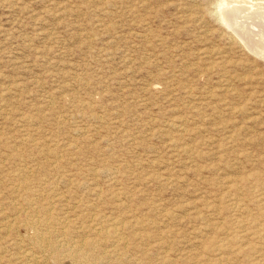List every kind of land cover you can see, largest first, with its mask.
Returning a JSON list of instances; mask_svg holds the SVG:
<instances>
[{"label": "rangeland", "instance_id": "obj_1", "mask_svg": "<svg viewBox=\"0 0 264 264\" xmlns=\"http://www.w3.org/2000/svg\"><path fill=\"white\" fill-rule=\"evenodd\" d=\"M216 2L217 0H0V167H2L0 168V227L2 226L0 228V264H77L68 255L66 246L60 245L59 241L66 239L80 243L90 238H95L97 242L91 247H84L90 254L87 264H142V262L143 264H204V260L210 261V263L206 261L205 264H214L215 260V264L218 261V264H223V262L224 264H264V256H261L264 255V247H262L264 246V232L262 231L264 230V194H262L264 193V59L250 53L218 20ZM45 106L46 108H44ZM90 117L92 121H89ZM27 118L32 120L29 119V121L31 120L29 122ZM74 118L76 120H73ZM198 125L200 127H197ZM77 128L78 130H76ZM195 129L200 131L197 130V132ZM235 130L240 133L237 134ZM140 132L142 135L139 134ZM225 133L227 134L225 135ZM28 135H33V137L30 139ZM18 136L19 139L16 138ZM235 136L237 138L242 136L239 143V139ZM41 137L44 138V141ZM203 138L205 139L203 140ZM211 138L213 143L210 141ZM6 139L9 140V143ZM51 140L54 142L51 143ZM62 140L66 142L62 143ZM219 140L224 145L223 148H219L221 147ZM232 141L233 143H231ZM224 142L226 143L224 144ZM113 147L114 150H112ZM169 147L172 149L169 150ZM242 147L243 151L239 149ZM60 148H62L61 151ZM195 148H197V152ZM19 151L22 152L21 155ZM69 152L70 154H68ZM219 152L223 155L222 158ZM197 153L199 156L201 155V160ZM230 156L231 161L229 160ZM97 158L98 160H96ZM190 158L192 159L190 160ZM11 159L12 161H10ZM260 159L262 160L260 161ZM84 161L86 164L83 163ZM100 161L102 162L100 163ZM57 164L60 169L56 168ZM101 164L103 167L109 164L108 168L106 167L108 170H104L105 168H102ZM222 164L223 166H221ZM66 166L69 168L68 170L72 171L69 172L70 176L67 174ZM255 168L256 170H254ZM4 173L5 175H2ZM247 173L250 174V177ZM111 175L113 178H110ZM148 175L153 178L151 179ZM13 176L16 177L13 178ZM156 177L161 178V182L159 179L154 180L157 179ZM147 178H150L149 181ZM203 178L210 181L208 183L206 180L202 181ZM255 181L257 182L255 183ZM252 182L254 183L252 184ZM229 183H232L231 186ZM79 185H83V188ZM235 186L237 188H234ZM247 186H249V190ZM44 187L45 189H43ZM227 188L228 190H226ZM251 188L252 191H250ZM255 189H258L259 192ZM131 191L133 192L131 193ZM227 192L229 193L226 194ZM245 192L247 193L245 194ZM96 195L97 197H95ZM217 195L219 196L217 197ZM50 196L52 197L50 198ZM68 196L71 199L74 197L73 200ZM99 197H103V199ZM205 198H207L206 201ZM250 198L255 203L251 202ZM151 199L154 202L157 201L155 202L156 206ZM226 201L228 202L225 203ZM104 202H107L108 206ZM188 203L191 208L188 207ZM89 204L92 209L88 208ZM142 205L146 207L143 208ZM247 205L251 206V209L246 208ZM201 206L208 208L203 209ZM258 207L263 211L262 213ZM83 208L85 210H82ZM111 208L115 212H112ZM173 209L176 210L173 211ZM79 210H82L83 213L81 211L80 214ZM193 210L195 211L193 212ZM142 211L143 214H141ZM61 212L63 213L60 214ZM144 214L147 215H145L147 218ZM161 214L163 215L161 216ZM196 214L197 216H195ZM151 215L154 222H152ZM249 215L251 216L249 217ZM81 216H85V218ZM127 217L128 219H126ZM98 218L101 219L98 220ZM172 219L175 221L172 222ZM80 220H84L82 221L84 224ZM34 221L37 223L33 224ZM202 221L205 224L201 223ZM134 222L137 225L133 224ZM193 224L198 228L195 229ZM112 225L117 228L118 235L107 237L106 234L101 233L103 228H113ZM222 225L225 227H223L224 229L221 227ZM261 225L262 227H260ZM218 227L221 228L217 229ZM190 229H193L192 232ZM130 230H133L135 234ZM129 235L132 237L134 235L135 239ZM38 236L42 238L40 244L36 240ZM217 236H219V240ZM118 237L121 238L119 239L120 243L116 242ZM140 239H142L141 243ZM225 239L227 240L224 241ZM156 243H159L158 247ZM222 243L224 247L221 245ZM166 244L168 245L166 246ZM172 244L178 246L173 247ZM193 245H196L195 248ZM215 245L219 246H217L218 250L217 247H214ZM190 248L192 249L190 250ZM219 250L222 255L218 253ZM25 252L28 254L26 255ZM179 253L183 254L181 255V257L184 256L183 259L178 258ZM195 254L199 255L195 256Z\"/></svg>", "mask_w": 264, "mask_h": 264}, {"label": "bare ground", "instance_id": "obj_2", "mask_svg": "<svg viewBox=\"0 0 264 264\" xmlns=\"http://www.w3.org/2000/svg\"><path fill=\"white\" fill-rule=\"evenodd\" d=\"M190 3V2H189ZM194 4V3H193ZM190 5V4H189ZM187 7V6H186ZM194 10V9H193ZM189 11V10H188ZM215 11V10H214ZM185 12V11H184ZM205 12H206V9H205ZM204 12V13H205ZM216 12H217V15H218V20L220 21V22H222L223 23V25L226 27V28H228L229 29V31H230V33H231V35L232 36H234V37H236L237 38V40L238 41H240L241 43H242V45L250 52V53H253L254 55H256V56H259V57H261V59H262V57H263V59H264V0H254V1H252V0H217V2H216ZM187 13V12H186ZM209 13H210V11H209ZM215 13V12H214ZM185 15V14H184ZM187 18V17H186ZM228 32V31H227ZM146 35V34H145ZM231 35L229 34V36L231 37ZM144 38H146V37H144ZM233 39V38H232ZM254 57V56H253ZM259 57H257V58H259ZM165 73V72H164ZM163 74V73H162ZM168 74V73H167ZM181 85V84H180ZM69 86V85H68ZM17 88V87H16ZM188 88V87H187ZM44 89V88H43ZM186 89V88H185ZM3 91H5V90H3ZM70 91V90H69ZM43 92H45L44 90H43ZM189 93V92H188ZM193 93V92H192ZM4 94V93H3ZM187 94V93H186ZM193 94H195V93H193ZM190 96V95H189ZM194 96V95H193ZM70 97V96H69ZM3 98V97H2ZM188 98V97H187ZM76 99V98H75ZM47 100V99H46ZM45 100V101H46ZM41 101H43V100H41ZM72 101V100H71ZM83 101V100H82ZM93 101V100H92ZM2 102H3V99H2ZM84 102V101H83ZM188 102H189V99H188ZM52 103V102H51ZM59 103V102H58ZM70 103V102H69ZM41 104V103H40ZM39 104V105H40ZM53 104V103H52ZM61 104V103H60ZM66 104V103H65ZM72 104V103H71ZM89 104V103H88ZM45 105H46V103H45ZM59 105V104H58ZM74 105V104H73ZM90 105V104H89ZM226 105V104H225ZM25 106H27V105H25ZM30 106H31V104H30ZM65 106H68V105H65ZM228 106V105H227ZM230 106V105H229ZM228 106V107H229ZM27 107H29V106H27ZM26 107V108H27ZM64 107V106H63ZM78 107V106H77ZM76 107V108H77ZM83 107H85V106H83ZM40 108V107H39ZM44 108H46V106L44 107ZM43 108V109H44ZM55 108H56V106H55ZM69 108V107H68ZM72 108V107H71ZM0 109H1V107H0ZM28 109V108H27ZM42 109V108H41ZM41 109H40V111H41ZM78 109V108H77ZM84 109V108H83ZM87 109V108H86ZM90 109V108H89ZM224 109V108H223ZM29 110H31V109H29ZM37 110H38V107H37ZM49 110V109H48ZM65 110V109H64ZM1 111V110H0ZM4 111H6V110H4ZM3 111V112H4ZM28 111V110H27ZM51 111H52V108H51ZM88 111V110H87ZM86 111V113H88ZM106 111V110H105ZM34 112V111H33ZM32 112V113H33ZM37 112V111H36ZM42 112V111H41ZM46 112H47V110H46ZM83 112V111H82ZM91 112V111H90ZM224 112V111H223ZM30 111H29V115H30ZM40 113V112H39ZM38 113V114H39ZM52 113H54L53 111H52ZM60 113V112H59ZM74 113H75V111H74ZM79 113V112H78ZM80 113H81V110H80ZM85 113V114H86ZM102 113V112H101ZM103 113H105V112H103ZM226 113H227V110H226ZM234 113V112H233ZM106 115H107V113H105ZM222 114V113H221ZM2 115V114H1ZM28 115V114H27ZM32 115V114H31ZM43 115V114H42ZM56 115V114H55ZM218 115H220V113H218ZM217 115V116H218ZM227 115H228V113H227ZM230 115V114H229ZM232 115V114H231ZM33 116V115H32ZM60 116V115H59ZM74 116V115H73ZM86 116V115H85ZM224 116V115H223ZM3 117V116H2ZM27 117V116H26ZM34 117V116H33ZM32 117V118H33ZM37 116L35 115V118H36ZM44 117V116H43ZM42 117V118H43ZM88 117V116H87ZM231 117V116H230ZM19 118V117H18ZM20 118H21V116H20ZM60 118V117H59ZM79 118V117H78ZM81 118V117H80ZM107 118H108V116H107ZM180 118H182V117H180ZM194 118V117H193ZM221 118H224V117H221ZM227 118V117H226ZM232 118V117H231ZM2 119V118H1ZM23 119H25V118H23ZM28 119V118H27ZM29 119H31V118H29ZM29 119H28V121H29ZM82 119V118H81ZM86 119V118H85ZM92 119H93V117H92ZM32 120V119H31ZM30 120V121H31ZM34 120V119H33ZM36 120V119H35ZM73 120H76L75 118L73 119ZM87 120H88V118H87ZM91 120V117H90V119H89V121ZM99 120V119H98ZM192 120V119H191ZM224 121L226 120V119H223ZM230 120V119H229ZM29 121V122H30ZM62 121V120H61ZM92 121V120H91ZM94 121H96V120H94ZM107 121V120H106ZM167 121V120H166ZM170 121V120H169ZM180 121V120H179ZM188 121V120H187ZM189 121H190V119H189ZM58 122V121H57ZM64 122V121H63ZM98 122V121H97ZM150 122V121H149ZM176 122V121H175ZM195 122V121H194ZM232 122V121H231ZM236 122V121H235ZM19 123V122H18ZM25 123H26V120H25ZM58 123H60V122H58ZM96 123V122H95ZM151 123V122H150ZM170 123V122H169ZM172 123V122H171ZM181 123V122H180ZM184 123V122H183ZM191 123H192V121H191ZM190 123V124H191ZM223 123V122H222ZM234 123V122H233ZM29 124V123H28ZM101 124V123H100ZM104 124V123H103ZM149 124V123H148ZM165 124V123H164ZM174 124V123H173ZM188 124V123H187ZM193 124V123H192ZM194 124H196V123H194ZM215 124V123H214ZM223 124H225V123H223ZM5 125V124H4ZM30 125H32V124H30ZM86 125V124H85ZM102 125V124H101ZM181 125V124H180ZM228 125V124H227ZM230 125V124H229ZM245 125V124H244ZM17 126V125H16ZM22 126H24V125H22ZM48 126V125H47ZM49 126H51V125H49ZM174 126V125H173ZM177 126H178V124H177ZM194 126V125H193ZM220 126V125H219ZM218 126V127H219ZM222 126V125H221ZM225 126V125H224ZM19 127H20V125H19ZM18 127V128H19ZM33 127V126H32ZM35 127V126H34ZM33 127V128H34ZM46 127V126H45ZM52 127V126H51ZM86 127V126H85ZM89 127H92V126H90L89 125ZM163 127H165V126H163ZM168 128H169V126H167ZM190 127H192L191 125H190ZM197 127H200L199 125L197 126ZM230 127V126H229ZM234 127V126H233ZM248 127V126H247ZM36 128V127H35ZM53 128V127H52ZM79 128V127H78ZM78 128L76 129V130H78ZM173 128V127H172ZM195 128V127H194ZM220 128V127H219ZM232 128V127H231ZM246 128V127H245ZM4 129V128H3ZM22 129V128H21ZM38 130H39V128H37ZM41 129V128H40ZM54 129V128H53ZM166 129V128H165ZM164 129V130H165ZM185 129H187V128H185ZM244 128H242V130H243ZM247 129V128H246ZM16 130H18L17 129V127H16ZM47 130V129H46ZM56 130V129H55ZM81 130V129H80ZM98 130V129H97ZM172 130V129H171ZM192 130V129H191ZM196 131L198 130V129H195ZM194 130V131H195ZM234 130V129H233ZM241 130V129H240ZM36 131V130H35ZM42 131V130H41ZM53 131V130H52ZM59 131H61V130H59ZM89 131H90V129H89ZM166 131V130H165ZM182 131V130H181ZM193 131V133L195 134V132ZM198 131H200V130H198ZM197 131V132H198ZM225 131V130H224ZM231 131V130H230ZM229 131V132H230ZM236 131V130H235ZM244 131V130H243ZM33 132V131H32ZM40 132V131H39ZM44 132H45V130H44ZM48 132V131H47ZM54 132V131H53ZM94 132V131H93ZM207 132H209V131H207ZM223 132V131H222ZM221 132V133H222ZM226 132H227V129H226ZM237 132V131H236ZM239 132V131H238ZM238 132H237V134H238ZM5 133V132H4ZM17 133V132H16ZM29 133V132H28ZM33 133H35V132H33ZM33 133H31V134H33ZM55 133V132H54ZM54 133H52V134H54ZM61 133V132H60ZM74 133V132H73ZM79 133V132H78ZM81 133H83L82 131H81ZM80 133V134H81ZM168 133H170V134H172L171 132H168ZM177 133V132H176ZM205 133H206V131H205ZM240 133V132H239ZM17 134H19V133H17ZM16 134V135H17ZM24 134V133H23ZM30 134V133H29ZM37 134V133H36ZM44 134V133H43ZM47 134V133H46ZM45 134V135H46ZM51 134V133H50ZM83 134H85V133H83ZM137 134V133H136ZM139 134H141L142 135V133L140 132ZM193 134V135H194ZM199 134V133H198ZM202 134V133H201ZM227 133H225V135H226ZM234 134V133H233ZM236 134V135H237ZM12 135V134H11ZM44 135V136H45ZM60 135V134H59ZM75 135V134H74ZM89 135H90V133H89ZM190 135V134H189ZM230 135H231V133H230ZM6 136V135H5ZM24 136V135H23ZM28 136H30V139L33 137V135L31 136V135H28ZM133 136H135V135H133ZM132 136V137H133ZM190 136H192V135H190ZM189 136V137H190ZM210 136V135H209ZM208 136V137H209ZM220 136V135H219ZM222 136V135H221ZM233 136V135H232ZM239 136V135H238ZM61 137V136H60ZM66 137V136H65ZM71 137H73V136H71ZM81 137V136H80ZM90 137H91V135H90ZM131 137V138H132ZM138 137H139V135H138ZM179 137V136H178ZM184 137V136H183ZM194 137V136H193ZM202 137V136H201ZM236 137V136H235ZM242 136H240L239 138H237V139H239L238 140V143H239V141H240V138H241ZM5 138V137H4ZM12 138H14V137H12ZM16 138H20L19 136L18 137H16ZM15 138V139H16ZM42 138V137H41ZM40 138V139H41ZM49 138V137H48ZM53 138H54V136H53ZM68 138V137H67ZM82 138V137H81ZM80 138V139H81ZM167 138V137H166ZM165 138V139H166ZM192 138V137H191ZM190 138V139H191ZM213 138V137H212ZM212 138H211V143H213L212 142ZM217 138H219V137H217ZM9 139H10V136H9ZM26 139V138H25ZM43 139V141H44V138H42ZM52 139V138H51ZM54 139H56V138H54ZM63 139V138H62ZM74 139V138H73ZM85 139H86V137H85ZM87 139H89V138H87ZM133 139V138H132ZM205 138H203V140H204ZM208 139V138H207ZM206 139V140H207ZM222 139V138H221ZM220 139V140H221ZM1 140V139H0ZM4 140V139H3ZM6 140H8V139H6ZM17 140V139H16ZM15 140V141H16ZM67 140V139H66ZM70 140V139H69ZM139 140V139H138ZM180 139L178 138V141H179ZM183 140V139H182ZM193 140V139H192ZM201 140V139H200ZM209 140V139H208ZM219 140V141H220ZM223 140V139H222ZM253 140V139H252ZM14 141V142H15ZM24 141V140H23ZM60 141V140H59ZM63 142L62 143H64V142H66V141H64V140H62ZM74 141V140H73ZM84 141V140H83ZM135 141V140H134ZM177 141V142H178ZM184 141V140H183ZM243 141V140H242ZM256 140H254V142H255ZM17 142V141H16ZM45 142H47V141H45ZM54 142V141H53ZM52 142V140H51V143H53ZM61 142V141H60ZM69 142V141H68ZM87 141L85 140V143H86ZM131 142V141H130ZM169 142V141H168ZM175 142V141H174ZM186 142V141H185ZM194 142V141H193ZM197 142V141H196ZM217 142V141H216ZM228 142V141H227ZM257 142V141H256ZM2 143V142H1ZM8 143H9V140H8ZM27 143V142H26ZM38 143H40V142H38ZM56 143V142H55ZM82 143V142H81ZM84 143V144H85ZM205 143V142H204ZM208 143H210V142H208ZM222 142L220 141V144H221ZM226 142H224V144H225ZM231 143H233V141L231 142ZM252 143V142H251ZM5 144V143H4ZM10 144H13V143H10ZM17 144V143H16ZM29 144V143H28ZM67 144V143H66ZM137 144V143H136ZM140 144V143H139ZM176 144V143H175ZM197 144H198V142H197ZM197 144H196V146H197ZM217 144V143H216ZM219 144V143H218ZM240 144H242V143H240ZM239 144V146L241 147V145ZM18 145V144H17ZM44 145V144H43ZM54 145V144H53ZM62 145V144H61ZM61 145H59L60 147H61ZM199 145H201V144H199ZM208 145V144H207ZM206 145V146H207ZM213 145V144H212ZM227 145V144H226ZM236 145V144H235ZM252 145V144H251ZM38 146V145H37ZM66 146V145H65ZM72 146V145H71ZM113 146V145H112ZM202 146V145H201ZM205 146V147H206ZM217 146V145H216ZM231 146V145H230ZM243 146V145H242ZM9 147H11V146H9ZM15 147V146H14ZM57 147V146H56ZM79 147V146H78ZM92 147V146H91ZM173 147V146H172ZM172 147L169 149V150H171L172 149ZM187 147H188V145H187ZM190 147V146H189ZM210 147H212L211 146V144H210ZM224 147V145L223 144H221V147H219V148H223ZM235 147V146H234ZM4 148V147H3ZM7 148V147H6ZM44 148H46L45 146H44ZM57 148H59V147H57ZM64 148V147H63ZM191 148V147H190ZM216 148V147H215ZM215 148H213L214 150H215ZM219 148H218V150H219ZM28 149V148H27ZM36 149V148H35ZM43 149V148H42ZM69 149V148H68ZM71 149V148H70ZM73 149V148H72ZM92 149V148H91ZM197 148H195V150H196ZM199 149V148H198ZM207 149H208V147H207ZM212 149V150H213ZM226 149V148H225ZM230 149V148H229ZM235 149V148H234ZM237 149V148H236ZM239 149H242V151H243V147L242 148H239ZM246 149H247V147H246ZM11 151L10 152H12V149H10ZM26 150V149H25ZM59 150V149H58ZM62 150V148H60V151ZM65 150V149H64ZM63 150V151H64ZM79 150V149H78ZM90 150V149H89ZM112 150H114V147H113V149ZM227 150V149H226ZM3 151V150H2ZM14 151V150H13ZM42 151V150H41ZM45 151V150H44ZM66 151V150H65ZM64 151V152H65ZM74 151V150H73ZM93 151V150H92ZM229 151V150H228ZM233 150L231 149V152H232ZM236 151V150H235ZM235 151H234V153H235ZM237 151H239V150H237ZM246 151H248V150H246ZM7 152V151H6ZM14 152H17V151H14ZM20 152V155L22 154V152L21 151H19ZM38 152V151H37ZM54 152H55V150H54ZM56 152H57V150H56ZM59 152V151H58ZM71 152V151H70ZM70 152L68 153V154H70ZM91 152V151H90ZM101 152V151H100ZM103 152H104V150H103ZM103 152H101V153H103ZM172 152V151H171ZM196 152H197V150H196ZM202 152V151H201ZM206 152V151H205ZM208 152V151H207ZM213 152V151H212ZM250 152V151H249ZM18 153V152H17ZM16 153V154H17ZM61 153V152H60ZM77 153V152H76ZM108 153V152H107ZM182 153V152H181ZM203 153H204V150H203ZM208 153H210V152H208ZM207 153V154H208ZM223 153V152H222ZM233 153V152H232ZM240 153V152H239ZM256 153V152H255ZM5 154H7V153H5ZM13 154V153H12ZM15 154V153H14ZM59 154V153H58ZM175 154V153H174ZM177 154V153H176ZM186 154V153H185ZM198 154V153H197ZM219 154H221L220 152H219ZM236 154V153H235ZM247 154H248V152H247ZM250 155H251V153H249ZM25 155V154H24ZM30 155V154H29ZM74 155H75V153H74ZM103 155V154H102ZM101 155V156H102ZM160 155V154H159ZM178 155V154H177ZM217 155V154H216ZM215 155V156H216ZM233 155V154H232ZM231 155V156H232ZM242 155H244V154H242ZM0 156H1V154H0ZM15 156V155H14ZM32 156V155H31ZM55 156V155H54ZM68 156V155H67ZM97 156V155H96ZM106 156V155H105ZM110 156H111V154H110ZM171 156H172V154H171ZM183 156H185V155H183ZM182 156V157H183ZM198 156H199V154H198ZM201 156V155H200ZM199 156V157H200ZM207 156V155H206ZM220 156V155H219ZM222 154H221V158H222ZM231 156L228 158L230 161H231ZM234 156V155H233ZM237 156V155H236ZM19 157V156H18ZM24 157V156H23ZM45 157V156H44ZM77 157H79V155H77ZM90 157H92V156H90ZM103 157V156H102ZM178 157V156H177ZM180 157V156H179ZM207 157H209V156H207ZM217 158H219L218 156H216ZM226 157V156H225ZM235 157V156H234ZM248 157V156H247ZM12 158V157H11ZM41 158V157H40ZM39 158V159H40ZM47 158V157H46ZM64 158V157H63ZM72 157H70V159H71ZM88 158V157H87ZM112 158V157H111ZM188 158V157H187ZM211 158V157H210ZM220 158V159H221ZM224 158V157H223ZM227 158V157H226ZM243 158V157H242ZM249 158V157H248ZM248 158H247V160H248ZM263 158V157H262ZM16 159V158H15ZM59 159V158H58ZM67 159V158H66ZM73 159V158H72ZM76 159V158H75ZM80 159V158H79ZM89 159V158H88ZM163 159V158H162ZM161 159V160H162ZM182 159V158H181ZM189 159V158H188ZM192 158H190V160H191ZM200 160H201V157L199 158ZM236 160H237V158H235ZM244 159H246V158H244ZM250 159V158H249ZM45 160V159H44ZM56 160V159H55ZM63 160V159H62ZM95 160V159H94ZM96 160H98V158L96 159ZM104 160V159H103ZM110 160V159H109ZM157 160V159H156ZM179 160V159H178ZM189 160V161H190ZM204 160V159H203ZM228 160V161H229ZM235 160V161H236ZM259 160V159H258ZM262 159H260V161H261ZM10 161H12V159L10 160ZM31 161V160H30ZM34 161V160H33ZM52 161H54V160H52ZM65 161V160H64ZM69 161V160H68ZM68 161H66V162H68ZM76 161V160H75ZM87 161V160H86ZM159 161V160H158ZM165 161V160H164ZM180 161V160H179ZM178 161V162H179ZM211 161V160H210ZM226 161V160H225ZM233 161V160H232ZM248 161H250V160H248ZM263 161H264V158H263ZM13 162H15V161H13ZM12 162V163H13ZM17 162V161H16ZM35 162V161H34ZM34 162H31V163H34ZM46 162V161H45ZM44 162V163H45ZM72 162V161H71ZM81 162V161H80ZM88 162V161H87ZM99 162V161H98ZM102 161H100V163H101ZM113 162H114V160H113ZM168 162V161H167ZM177 162V161H176ZM187 162H188V160H187ZM199 162V161H198ZM204 162H206V161H204ZM219 162V161H218ZM222 162V160L220 161V163ZM227 162V161H226ZM225 162V163H226ZM240 162H241V160H240ZM8 163V161L6 162V164ZM11 163V162H10ZM59 163H61V161H59ZM70 163V162H69ZM78 163V162H77ZM83 163H85V161L83 162ZM159 163H161V162H159ZM194 163V162H193ZM250 163H251V161H250ZM38 164V163H37ZM41 164H43V163H41ZM49 164H50V162H49ZM48 164V165H49ZM66 164V163H65ZM74 164V163H73ZM86 164V163H85ZM114 164H115V162L113 163V166H114ZM186 164V163H185ZM188 164V163H187ZM198 164V163H197ZM205 164H207V163H205ZM212 164H213V161H212ZM23 165V164H22ZM21 165V166H22ZM34 165V164H33ZM46 165H47V163H46ZM46 165H44V166H46ZM58 165V164H57ZM60 165H62V164H60ZM78 165H79V163H78ZM77 165V166H78ZM81 165V164H80ZM83 165V164H82ZM100 165V164H99ZM107 165V164H106ZM109 165V164H108ZM108 165L107 166H105V167H103V165L101 164V166H102V168H105L104 170H106L107 168H108ZM152 165V164H151ZM172 165H174V164H172ZM183 165H184V163H183ZM196 165V164H195ZM256 165V164H255ZM9 166H11V164H9ZM32 166V165H31ZM36 166V165H35ZM41 166V165H40ZM53 166V165H52ZM69 166H71L70 164H69ZM84 166V165H83ZM90 166H92V165H90ZM98 166V165H97ZM162 166V165H161ZM186 166V165H185ZM205 166H207V165H205ZM204 166V167H205ZM215 166V165H214ZM221 166H223V164L221 165ZM220 165H219V167H221ZM51 167V166H50ZM65 167V166H64ZM63 167V168H64ZM107 167V168H106ZM109 167H111V166H109ZM157 167H158V165H157ZM196 167H197V165H196ZM210 167V166H209ZM218 167V166H217ZM0 168H2V167H0ZM49 168V167H48ZM54 168V167H53ZM56 168H59V165H58V167H56ZM66 168H67V170L69 169L67 166H66ZM72 168V167H71ZM77 168H79V167H77ZM83 168V167H82ZM85 168H86V166H85ZM94 169L96 168V167H93ZM92 168V169H93ZM99 168V167H98ZM101 168V169H102ZM117 168V167H116ZM199 169H200V166L198 167ZM197 168V169H198ZM215 168H216V166H215ZM10 169V168H9ZM11 169H12V167H11ZM10 169V170H11ZM52 169V168H51ZM60 169V168H59ZM59 169H57V170H59ZM62 169V168H61ZM121 169H122V167H121ZM158 169H160L159 167H158ZM207 169V168H206ZM205 169V170H206ZM210 169H211V167H210ZM220 169V168H219ZM251 169H252V167H251ZM43 170H44V168H43ZM45 170H47V169H45ZM66 170V171H67ZM74 170V169H73ZM90 170V169H89ZM100 170V169H99ZM103 170V169H102ZM108 170V169H107ZM123 170V169H122ZM170 170V169H169ZM204 170V171H205ZM208 170V169H207ZM254 170H256V168L254 169ZM1 171V170H0ZM7 171V170H6ZM15 171V170H14ZM17 171H22V170H17ZM16 171V172H17ZM49 171V170H48ZM54 171H55V169H54ZM65 171V170H64ZM71 170H68V172H67V174H69V172H70ZM111 171V170H110ZM172 171H173V169H172ZM196 171V170H195ZM247 171V170H246ZM245 171V172H246ZM252 171V170H251ZM257 171L259 172V170L257 169ZM263 171V170H262ZM23 172V171H22ZM72 172V171H71ZM80 172V171H79ZM93 172V171H92ZM164 172H165V170H164ZM243 172V171H242ZM46 173V172H45ZM61 173V172H60ZM66 173V172H65ZM78 173V172H77ZM106 173V172H105ZM111 173H115V172H111ZM122 173V172H121ZM168 173V172H167ZM199 173H200V170H199ZM198 173V174H199ZM249 173H250V171H249ZM255 173H257L256 171H255ZM62 174V173H61ZM75 174V173H74ZM73 174V175H74ZM82 174V173H81ZM84 174V173H83ZM89 174V173H88ZM90 174H92V173H90ZM103 174V173H102ZM153 174V173H152ZM152 174H149V175H152ZM161 174V173H160ZM163 174V173H162ZM245 174V173H244ZM248 174V173H247ZM253 174V173H252ZM2 175H5V173L4 174H2ZM20 175V174H19ZM27 175H28V173H27ZM48 175V174H47ZM65 175V174H64ZM76 175V174H75ZM85 175H87V174H85ZM84 175V176H85ZM99 175H101V174H99ZM110 175V174H109ZM115 175V174H114ZM144 175H146V174H144ZM144 175H143V177H144ZM148 175V176H149ZM153 175H157V174H153ZM152 175V176H153ZM165 175H166V173H165ZM249 175V177H250V174H248ZM51 176V175H50ZM54 176V175H53ZM52 176V178L54 179V177ZM68 176V175H67ZM69 176H70V174H69ZM82 176V175H81ZM81 176H79V177H81ZM88 176V175H87ZM112 176V175H111ZM169 176V175H168ZM176 176V175H175ZM174 176V177H175ZM253 176V175H252ZM257 176V175H256ZM259 176V175H258ZM263 176V175H262ZM14 177H16V176H13V178ZM36 177V176H35ZM38 177V176H37ZM86 177V176H85ZM84 177V178H85ZM91 177V176H90ZM99 177V176H98ZM101 177V176H100ZM119 177H121V176H119ZM150 177V176H149ZM167 177V176H166ZM219 177H221V176H219ZM232 177V176H231ZM231 177H229V178H231ZM234 177V176H233ZM237 177V176H236ZM24 178V177H23ZM28 178V177H27ZM26 178V179H27ZM40 178V177H39ZM65 178V177H64ZM69 178V177H68ZM75 178V177H74ZM82 178V177H81ZM88 178H89V176H88ZM103 178H104V176H103ZM110 178H113V176L112 177H110ZM118 178V177H117ZM123 178H125V177H123ZM151 178V177H150ZM149 178V179H150ZM153 178V177H152ZM151 178V179H152ZM154 178H155V176H154ZM157 178V177H156ZM184 178V177H183ZM229 178H228V180H229ZM245 178H248V177H245ZM253 178V177H252ZM254 178H256V177H254ZM263 178V177H262ZM261 178V179H262ZM22 179V178H21ZM36 179V178H35ZM41 179V178H40ZM78 179V178H77ZM144 179V178H143ZM149 179L147 178V180L149 181ZM160 180L159 182H161V178H157V179H154V180ZM167 179V178H166ZM204 179V178H203ZM215 179H217V178H215ZM39 180V179H38ZM50 180V179H49ZM66 180V179H65ZM80 180V179H79ZM83 180V179H82ZM85 180H87V179H85ZM91 180V179H90ZM89 180V181H90ZM113 180V179H112ZM111 180V181H112ZM119 180V179H118ZM142 180V179H141ZM153 180V181H154ZM183 180V179H182ZM207 181V179H204V180H202V181ZM223 180H225V179H223ZM228 180H226V181H228ZM243 180V179H242ZM242 180H241V182H242ZM250 180V179H249ZM249 180H248V182H249ZM264 180V179H263ZM19 181H21V180H19ZM32 181H34V180H32ZM41 181V180H40ZM126 181V180H125ZM124 181V182H125ZM183 181H185V180H183ZM197 181V180H196ZM196 181H195V183H196ZM210 181V180H209ZM209 181H207V183L209 182ZM215 181V180H214ZM217 181V180H216ZM215 181V182H216ZM237 181H239V180H237ZM245 181V180H244ZM243 181V182H244ZM252 181V180H251ZM43 182V181H42ZM48 182V181H47ZM69 182V181H68ZM76 182V181H75ZM84 182V181H83ZM91 182V181H90ZM102 182H104V181H102ZM117 182V181H116ZM123 182V183H124ZM136 182V181H135ZM145 182V181H144ZM164 182H167V181H165L164 180ZM169 182V181H168ZM172 182V181H171ZM174 182V181H173ZM234 182H236V181H234ZM247 182V181H246ZM246 182H244V183H246ZM257 181H255V183H256ZM260 182V181H259ZM264 182V181H263ZM263 182H261L262 184H263ZM14 183V182H13ZM65 184H66V181L64 182ZM77 183V182H76ZM88 183V182H87ZM93 183V182H92ZM91 183V184H92ZM109 183V182H108ZM141 183H143V182H141ZM148 183V182H147ZM178 183V182H177ZM194 183V184H195ZM206 183V184H207ZM219 182H217V184H218ZM251 183V182H250ZM254 182H252V184H253ZM261 183H258V184H261ZM38 184V183H37ZM42 184V183H41ZM40 184V185H41ZM44 184V183H43ZM68 184V183H67ZM79 184V183H78ZM103 185H104V183H102ZM101 184V185H102ZM105 184H106V182H105ZM138 185H139V183H137ZM170 184V183H169ZM175 184V183H174ZM179 184H180V182H179ZM182 184V183H181ZM203 184V183H202ZM222 184V183H221ZM230 184V183H229ZM232 184V183H231ZM231 184H230V186H231ZM75 185V184H74ZM74 185H72V186H74ZM83 185H84V183H83ZM83 185L81 186V185H79V186H81L82 188H83ZM97 185V184H96ZM114 185V184H113ZM119 185V184H118ZM118 185H117V187H118ZM128 185V184H127ZM137 185V186H138ZM145 185H146V183H145ZM160 185V184H159ZM164 185H166V184H164ZM167 185H168V183H167ZM178 185V184H177ZM216 185V184H215ZM219 185V184H218ZM237 186H238V182H237V184H236ZM240 185H241V183H240ZM42 186H44V185H42ZM60 186V185H59ZM78 186V185H77ZM120 186V185H119ZM122 186V185H121ZM132 186V185H131ZM197 186V185H196ZM206 186V185H205ZM211 186H212V184H211ZM223 186H225V185H223ZM226 186H227V184H226ZM225 186V187H226ZM234 186V185H233ZM237 186H235L234 188H237ZM250 186V185H249ZM249 186H247V188L249 187ZM256 187L258 186V185H255ZM255 186H253V187H255ZM261 186V185H260ZM259 186V187H260ZM17 187V186H16ZM35 187H36V185H35ZM81 187H79V189H81ZM99 187H102V186H99ZM107 187V186H106ZM109 187V186H108ZM127 187V186H126ZM129 187V186H128ZM141 187V186H140ZM214 187V186H213ZM220 187V186H219ZM242 187V186H241ZM245 187V186H244ZM243 187V188H244ZM37 188V187H36ZM86 188V187H85ZM84 188V189H85ZM98 188V187H97ZM113 188V187H112ZM134 188V187H133ZM217 188H218V186H217ZM216 188V189H217ZM239 188H240V186H239ZM263 188H264V186H263ZM38 189H40V188H38ZM43 189H45V187L43 188ZM54 189V188H53ZM53 189H52V191H53ZM89 189V188H88ZM88 189H87V191H88ZM94 189V188H93ZM220 189H221V187H220ZM222 189H224V188H222ZM242 189V188H241ZM245 189H246V187H245ZM244 189V190H245ZM20 190V189H19ZM71 190V189H70ZM109 190H111V189H109ZM118 190V189H117ZM122 190V189H121ZM126 190H128V189H126ZM131 190V189H130ZM129 190V191H130ZM219 190V189H218ZM226 190H228V188L226 189ZM248 190H249V188H248ZM253 189L251 188V190L250 191H252ZM255 190H258V189H255ZM254 190V191H255ZM261 191H262V189H260ZM50 191V190H49ZM72 191V190H71ZM114 191V190H113ZM124 191V190H123ZM134 191V190H133ZM133 191H131V193L133 192ZM145 191V190H144ZM223 191V190H222ZM222 191H221V194H222ZM231 191V190H230ZM233 191H235L234 189H233ZM238 191H239V189H238ZM245 191H247V190H245ZM264 191V190H263ZM39 192V191H38ZM110 192V191H109ZM108 192V193H109ZM117 192V191H116ZM215 192H216V190H215ZM224 192H226L225 190H224ZM244 192V191H243ZM243 192H241V193H243ZM257 192V191H256ZM258 192H259V190H258ZM77 193V192H76ZM81 193H83L82 191H81ZM84 193H85V191H84ZM88 193V192H87ZM119 193V192H118ZM129 193V192H128ZM139 193V192H138ZM217 194H218V192H216ZM229 192H227L226 194H228ZM232 193V192H231ZM236 193V192H235ZM247 192H245V194H246ZM248 193H249V191H248ZM71 194H72V192H71ZM78 194V193H77ZM93 194V193H92ZM105 194V193H104ZM107 194V193H106ZM110 194V193H109ZM233 194V193H232ZM231 194V195H232ZM244 194V195H245ZM257 194V193H256ZM259 194V193H258ZM262 194H264V193H262ZM75 195V194H74ZM82 195V194H81ZM86 195V194H85ZM117 195V194H116ZM119 195V194H118ZM117 195V196H118ZM134 195V194H133ZM223 195V194H222ZM225 195V194H224ZM230 195V194H229ZM230 195V196H231ZM236 195H238V194H236ZM240 195V194H239ZM261 195V194H260ZM40 196V195H39ZM52 196H54V195H52ZM52 196H50V198L52 197ZM101 196V195H100ZM111 196H112V194H111ZM110 196V197H111ZM116 196V197H117ZM144 196V195H143ZM204 196V195H203ZM212 196V195H211ZM219 195H217V197H218ZM221 196V195H220ZM226 196V195H225ZM247 196V195H246ZM245 196V197H246ZM249 196L251 197V194H249ZM254 196V195H253ZM252 196V197H253ZM33 197V196H32ZM68 197H70V196H68ZM71 197H72V195H71ZM71 197H70V199H71ZM81 197V196H80ZM95 197H97V195L95 196ZM94 197V198H95ZM104 197V196H103ZM103 197L101 198V197H99V198H101V199H103ZM107 197H108V195H107ZM242 197V196H241ZM41 198V197H40ZM74 198V197H73ZM73 198L71 199V200H73ZM76 198V197H75ZM83 198V197H82ZM92 198V197H91ZM91 198H89V199H91ZM128 198V197H127ZM199 198H200V196H199ZM223 198V197H222ZM240 198V197H239ZM247 198H248V196H247ZM258 198H260L259 196H258ZM10 199V198H9ZM88 199V198H87ZM96 199V198H95ZM98 199V198H97ZM111 199H112V197H111ZM121 199V198H120ZM136 199V198H135ZM206 199L207 198H205V201H206ZM241 199V198H240ZM251 199V198H250ZM261 199V198H260ZM35 200V199H34ZM33 200V201H34ZM79 200H80V198H79ZM107 200V199H106ZM105 200V201H106ZM108 200H110L109 198H108ZM127 200V199H126ZM130 200V199H129ZM156 200V199H155ZM196 200V199H195ZM194 200V201H195ZM209 200V199H208ZM207 200V201H208ZM216 200H218V198H216ZM242 200V199H241ZM255 200V199H254ZM8 201V200H7ZM90 201V200H89ZM113 201V200H112ZM151 201H152V199H151ZM180 201H182V200H180ZM200 202H201V200H199ZM220 201V200H219ZM91 202V201H90ZM96 202V201H95ZM124 203H125V201H123ZM146 202H148V201H146ZM152 202H154V201H152ZM151 202V203H152ZM155 202H157V201H155ZM155 202H154V204H155ZM200 202H198V203H200ZM223 202H224V200H223ZM228 201H226L225 203H227ZM239 202V201H238ZM243 202V201H242ZM251 202H254L255 203V201H252V199H251ZM259 202V201H258ZM52 203V202H51ZM85 203V202H84ZM83 203V204H84ZM102 203H103V201H102ZM107 203V202H106ZM105 202H104V204L106 205V206H108L107 204H106ZM137 203H139V202H137ZM150 203V202H149ZM163 203V202H162ZM166 203V202H165ZM180 203V202H179ZM184 203V202H183ZM220 203V202H219ZM221 203H222V201H221ZM224 203V204H225ZM244 203V202H243ZM257 203V202H256ZM261 203V202H260ZM264 203V202H263ZM18 204H20V203H18ZM39 204V203H38ZM73 204V203H72ZM96 204H98V203H96ZM109 204V203H108ZM110 204L112 205V203H111V201H110ZM109 204V205H110ZM119 204H121V203H119ZM140 204V203H139ZM145 204V203H144ZM200 204H203V203H200ZM208 204V203H207ZM215 204V203H214ZM213 204V205H214ZM252 204V203H251ZM5 205V204H4ZM82 205V204H81ZM87 205H88V203H87ZM87 205H86V208H87ZM90 205L91 204H89V209H92V207L90 208ZM102 205V204H101ZM124 205V204H123ZM153 205V204H152ZM185 205V204H184ZM183 205V206H184ZM188 207H190V204L188 203ZM192 205V204H191ZM211 205V204H210ZM243 205H245V203L243 204ZM36 206V205H35ZM42 206V205H41ZM78 206H80V205H78ZM98 206H99V204H98ZM103 206V205H102ZM101 206V207H102ZM105 206V207H106ZM114 206V205H113ZM121 206V205H120ZM155 206H156V204H155ZM182 206V205H181ZM195 206V205H194ZM194 206H192V207H194ZM209 206V205H208ZM214 206H216V205H214ZM223 206V205H222ZM249 205H247L246 206V208L248 207ZM255 206H256V204H255ZM61 207V206H60ZM111 207V206H110ZM122 207H124V206H122ZM126 207V206H125ZM133 207V206H132ZM137 207H139L138 205H137ZM137 207H136V210H137ZM142 207L143 208H145L144 207V205H142ZM149 207H150V205H149ZM162 207V206H161ZM163 207H164V205H163ZM167 207V206H166ZM177 207V206H176ZM178 207H180L179 205H178ZM177 207V208H178ZM188 207H186L187 209H188ZM198 207H199V205H198ZM201 207H203V206H201ZM228 207V206H227ZM238 207V206H237ZM260 207V206H259ZM258 207V208H259ZM2 208V207H1ZM73 208H75V207H73ZM116 208V207H115ZM119 208H121V207H119ZM140 209H141V207H139ZM138 208V209H139ZM169 208V207H168ZM175 208V207H174ZM181 208V207H180ZM191 208V207H190ZM205 207H203V209H204ZM206 208H208L207 206H206ZM205 208V209H206ZM211 208H212V205H211ZM213 208H215V207H213ZM216 208H217V206H216ZM249 209H251V206L250 207H248ZM36 209V208H35ZM66 209V208H65ZM80 209V208H79ZM102 209V208H101ZM112 209V208H111ZM133 209V208H132ZM153 209V208H152ZM155 209V208H154ZM158 209V208H157ZM170 209V208H169ZM185 209V208H184ZM195 209H196V207H195ZM223 209H224V207H223ZM223 209H221V210H223ZM226 209V208H225ZM231 209V208H230ZM233 209H234V207H233ZM260 209V208H259ZM263 209V208H262ZM26 210V209H25ZM70 210V209H69ZM82 210H85L84 208L82 209ZM81 210V211H82ZM100 210V209H99ZM103 210V209H102ZM102 210H100V211H102ZM127 210V209H126ZM174 210H176V209H173V211ZM179 210V209H178ZM232 210V209H231ZM239 210V209H238ZM241 210V209H240ZM30 211V210H29ZM65 211V210H64ZM80 211V210H79ZM81 211H80V214H81ZM93 211V210H92ZM107 211H108V209H107ZM114 210L112 209V212H113ZM117 211V210H116ZM130 211H131V209H130ZM144 212L146 211V210H143ZM143 211H142V213L141 214H143ZM154 211H156V209L154 210ZM168 211V210H167ZM180 211H182L181 209H180ZM179 211V213H181ZM186 211H188V210H186ZM195 210H193V212H194ZM203 211V210H202ZM206 211V210H205ZM204 211V212H205ZM208 211V210H207ZM211 211V210H210ZM214 211V210H213ZM213 211H211V212H213ZM216 211H218V210H216ZM229 211V210H228ZM249 211V210H248ZM252 211H253V209H252ZM260 211H261V209H260ZM108 212H110V210L108 211ZM115 212V211H114ZM123 212V211H122ZM125 212V211H124ZM129 212V211H128ZM171 212V211H170ZM176 212H178V211H176ZM183 212V211H182ZM191 212V211H190ZM189 212V213H190ZM231 212V211H230ZM233 212H235V211H233ZM237 212V211H236ZM247 212V211H246ZM254 212V211H253ZM256 212V211H255ZM263 211H261V213H262ZM63 212H61L60 214H62ZM82 213H83V211H82ZM126 213V212H125ZM134 213V212H133ZM138 213V212H137ZM156 213V212H155ZM184 213V212H183ZM222 213V211L220 212V214ZM226 213V212H225ZM19 214V213H18ZM17 214V215H18ZM36 214V213H35ZM90 214V213H89ZM100 214V213H99ZM98 214V215H99ZM116 214V213H115ZM121 214V213H120ZM167 214H168V212H167ZM170 214V213H169ZM171 214H172V212H171ZM185 214V213H184ZM210 214V213H209ZM213 214H215V213H213ZM212 214V215H213ZM216 214H217V212H216ZM256 214V213H255ZM258 214V213H257ZM256 214V215H257ZM42 215V214H41ZM58 215V214H57ZM92 215V214H91ZM94 215V214H93ZM92 215V216H93ZM96 215H97V212H96ZM101 215V214H100ZM104 215V214H103ZM108 215V214H107ZM146 214H144V216H145ZM149 215V214H148ZM159 215H160V213H159ZM158 215V216H159ZM163 214H161V216H162ZM176 215V214H175ZM179 215H181V214H179ZM201 215H203V213H201ZM218 215H219V213H218ZM227 215H228V213H227ZM245 215V214H244ZM246 215H247V213H246ZM13 216V215H12ZM72 216H73V214H72ZM105 216H106V212H105ZM113 216V215H112ZM121 216V215H120ZM119 216V217H120ZM132 216V215H131ZM144 216H142V217H144ZM147 216V215H146ZM145 216V217H146ZM160 216V217H161ZM178 216V215H177ZM191 216V215H190ZM195 216H197V214L195 215ZM206 216V215H205ZM210 216V215H209ZM220 216V215H219ZM223 216V215H222ZM221 216V217H222ZM230 216H231V214H230ZM248 216V215H247ZM251 215H249V217H250ZM8 217V216H7ZM60 217V216H59ZM66 217V216H65ZM82 217V216H81ZM100 217V216H99ZM102 217V216H101ZM104 217V216H103ZM133 217V216H132ZM132 217H131V219H132ZM144 217V218H145ZM154 217H155V214H154ZM160 217H158V218H160ZM167 217H168V215H167ZM203 217V216H202ZM226 217H228V216H226ZM233 217H235V216H233ZM240 217V216H239ZM258 217H259V215H258ZM6 218V217H5ZM24 218V217H23ZM63 218V217H62ZM69 218V217H68ZM71 218V217H70ZM82 218H85V216L84 217H82ZM106 218V217H105ZM140 218H141V216H140ZM147 218V217H146ZM166 218V217H165ZM173 218V217H172ZM204 218V217H203ZM211 218V217H210ZM224 218H225V216H224ZM237 218V217H236ZM245 218L247 219V217L245 216ZM255 218V217H254ZM12 219V218H11ZM22 219V218H21ZM101 219V218H100ZM99 218H98V220H100ZM126 219H128V217L126 218ZM134 219H135V215H134ZM149 219V218H148ZM151 219H152V215H151ZM196 219V218H195ZM201 219V218H200ZM205 219V218H204ZM226 219V218H225ZM225 219H223V220H225ZM241 219V218H240ZM261 219V218H260ZM263 219V218H262ZM13 220H15V219H13ZM56 220V219H55ZM65 220V219H64ZM95 220V219H94ZM118 219H116V221H117ZM121 220H124V219H121ZM137 220V219H136ZM153 220V219H152ZM181 220H183V219H181ZM189 220H190V217H189ZM206 221H207V219H205ZM218 220V219H217ZM228 220H229V218H228ZM233 220V219H232ZM254 220H257V219H254ZM82 221H84V220H82ZM81 220H80V222H82ZM97 221V220H96ZM105 221V220H104ZM114 221V220H113ZM112 221V222H113ZM120 221V220H119ZM148 221V220H147ZM156 221V220H155ZM163 221H165V220H163ZM162 221V222H163ZM167 221H168V219H167ZM175 220L174 219H172V222H174ZM198 221H199V218H198V220H196V222L198 223ZM204 221V220H203ZM201 222V223H204L205 224V222ZM219 221V220H218ZM226 221V220H225ZM236 221V220H235ZM242 221V220H241ZM247 221H250V220H247ZM251 221H252V219H251ZM258 221V220H257ZM46 222V221H45ZM58 222V221H57ZM89 222V221H88ZM92 222V221H91ZM97 222H99V221H97ZM102 222V221H101ZM118 222V221H117ZM121 222V221H120ZM152 222H154V220L152 221ZM157 222V221H156ZM159 222V221H158ZM193 222H195V221H193ZM208 222V221H207ZM227 222V221H226ZM238 222V221H237ZM245 222V221H244ZM37 222L36 221H34L33 222V224H36ZM100 223V222H99ZM111 223V222H110ZM170 223H171V221H170ZM178 223V222H177ZM181 223H183V222H181ZM185 223V222H184ZM242 223H243V221H242ZM12 224V223H11ZM82 224H84L83 222H82ZM86 224H88V223H86ZM133 224H135V222L133 223ZM209 224V223H208ZM230 224V223H229ZM228 224V225H229ZM233 224V223H232ZM231 224V225H232ZM240 224V223H239ZM238 224V225H239ZM261 224V223H260ZM49 225H50V223H49ZM60 225V224H59ZM120 225V224H119ZM135 225H137V223L135 224ZM143 225V224H142ZM141 225V226H142ZM151 225V224H150ZM155 225V224H154ZM157 225V224H156ZM173 225V224H172ZM178 225V224H177ZM194 225V224H193ZM199 225V224H198ZM201 225V224H200ZM219 225V224H218ZM234 225V224H233ZM263 225H264V223H263ZM63 226V225H62ZM71 226V225H70ZM70 226H69V228H70ZM113 226V225H112ZM127 226V225H126ZM139 226V225H138ZM148 226V225H147ZM171 226V225H170ZM211 226V225H210ZM215 226V225H214ZM213 226V227H214ZM220 226V225H219ZM236 226H237V223H236ZM2 227V226H1ZM0 227V228H1ZM65 227H66V225H65ZM79 227V226H78ZM107 227V226H106ZM129 227V226H128ZM132 227V226H131ZM157 227V226H156ZM164 227H165V225H164ZM163 227V228H164ZM172 227V226H171ZM170 227V228H171ZM175 227V226H174ZM177 227H179V225L177 226ZM176 227V228H177ZM194 227H195V225H194ZM197 227V226H196ZM195 227V229H197ZM222 228L224 227L223 225L221 226ZM221 227H218L217 229H220ZM238 227V226H237ZM240 227V226H239ZM245 227V226H244ZM249 227V226H248ZM260 227H262V225L260 226ZM18 228V227H17ZM48 228V227H47ZM46 228V229H47ZM75 228H76V226H75ZM126 228V227H125ZM145 228V227H144ZM151 228H153V227H151ZM155 228V227H154ZM160 228V227H159ZM187 228V227H186ZM186 228H184V229H186ZM191 228V227H190ZM216 228V227H215ZM225 228V227H224ZM223 228V229H224ZM229 228V227H228ZM235 228V227H234ZM257 228V227H256ZM131 229H133V228H131ZM142 229V228H141ZM161 229V228H160ZM173 229V228H172ZM227 229V228H226ZM248 229V228H247ZM252 229H254V228H252ZM259 229V228H258ZM14 230V229H13ZM16 230V229H15ZM31 231H32V229H30ZM126 230H127V228H126ZM138 230H139V228H138ZM143 230V229H142ZM155 230V229H154ZM158 230V229H157ZM191 230V229H190ZM189 230V231H190ZM193 230V229H192ZM192 230H191V232H192ZM250 230V229H249ZM12 231V230H11ZM48 231V230H47ZM55 231V230H54ZM124 231V230H123ZM130 231H132L133 232V230H130ZM130 231H129V234H130ZM136 231V230H135ZM168 231V230H167ZM188 231V230H187ZM203 232H204V230H202ZM206 231V230H205ZM210 231V230H209ZM214 231H216V230H214ZM221 231H224V230H221ZM220 231V232H221ZM234 231H236L235 229H234ZM243 231V230H242ZM247 231V230H246ZM245 231V232H246ZM261 231V230H260ZM263 232H264V230H262ZM14 232V231H13ZM48 232H50V231H48ZM97 232V231H96ZM127 232V231H126ZM161 232V231H160ZM174 232H176V231H174ZM183 232V231H182ZM225 232V231H224ZM237 232V231H236ZM239 232V231H238ZM241 232V231H240ZM250 232V231H249ZM81 233V232H80ZM103 235L104 234H106L107 235V237H109V236H113L114 237V235H118L119 233H118V231H117V228H115L114 226H113V228H110V229H102V232H101ZM134 233V232H133ZM148 233V232H147ZM153 233V232H152ZM199 233V232H198ZM207 233V232H206ZM206 233H205V235H206ZM212 233H213V231H212ZM11 234H12V232H11ZM47 234V233H46ZM86 234V233H85ZM135 234V233H134ZM143 234V233H142ZM155 234V233H154ZM182 234V233H181ZM185 234V233H184ZM200 234V233H199ZM210 234V233H209ZM215 234V233H214ZM224 234H226V233H224ZM240 234V233H239ZM242 234H243V236H244V233L242 232ZM259 234H260V232H259ZM15 235H16V233H15ZM44 235H45V232H44ZM49 235V234H48ZM76 235V234H75ZM79 235V234H78ZM163 235H165V234H163ZM170 235V234H169ZM172 235V234H171ZM204 235V234H203ZM211 235V234H210ZM216 235V234H215ZM219 235V234H218ZM227 235V234H226ZM236 235H238V234H236ZM241 235V234H240ZM247 235V234H246ZM253 235V234H252ZM35 236V235H34ZM145 236V235H144ZM152 236H155V235H152ZM156 236H158L157 234H156ZM192 236H194L193 234H192ZM212 236V235H211ZM210 236V237H211ZM248 236V235H247ZM254 236H255V234H254ZM253 236V237H254ZM49 237V236H48ZM47 237V238H48ZM84 237V236H83ZM127 237V236H126ZM129 237H131V238H133L134 237V235H133V237L132 236H130L129 235ZM138 237H139V235H138ZM171 237V236H170ZM185 237V236H184ZM184 237H183V239H184ZM186 237H187V235H186ZM185 237V238H186ZM218 238V240H219V236H217ZM223 237V236H222ZM232 237V236H231ZM239 237V236H238ZM30 238V237H29ZM32 238V237H31ZM98 238V237H97ZM151 238H153V237H151ZM156 238V237H155ZM158 238V237H157ZM199 238V237H198ZM198 238H195V239H198ZM205 238V237H204ZM209 238V237H208ZM225 238H226V236H225ZM227 238H228V236H227ZM237 238V237H236ZM241 239L243 238V237H240ZM239 238V239H240ZM34 239V238H33ZM42 238H40L39 236H38V238L36 239L37 240V243L38 244H40L41 243V240ZM49 239V238H48ZM119 239H121L120 237H118V239L116 240V242L117 243H120V241H119ZM134 239H135V237H134ZM145 239V238H144ZM167 239V238H166ZM169 239V238H168ZM182 239V240H183ZM230 239H232V238H230ZM234 239V238H233ZM244 239H247V240H249L248 238H244ZM257 240L259 239L258 237L256 238ZM31 240V239H30ZM83 240V239H82ZM98 240V239H97ZM124 240V239H123ZM142 239H140V243L142 242L141 241ZM155 240V239H154ZM181 240V239H180ZM185 240V239H184ZM198 240H200V239H198ZM202 240V239H201ZM227 239H225L224 241H226ZM236 240V239H235ZM19 241V240H18ZM32 241V240H31ZM130 241H132V240H130ZM174 241V240H173ZM193 241L195 242V240L193 239ZM215 241V240H214ZM220 241H222L221 239H220ZM229 241V240H228ZM261 241V240H260ZM264 241V240H263ZM17 242V241H16ZM61 244L60 245H64V246H66V248L68 249L67 251L69 252L68 253V255L69 256H71V258H73V260L77 263V264H87L88 263V260H89V258H90V254H89V252L87 251V249H85L84 247H86V246H93L97 241L95 240V238H90V239H88V240H85V241H83V242H80V243H75V242H71V241H69V240H66V239H61L60 241H59ZM111 242V241H110ZM122 242V241H121ZM145 242V241H144ZM149 242V241H148ZM157 242V241H156ZM166 242H167V240H166ZM176 242V241H175ZM197 242V241H196ZM219 242V241H218ZM243 242V241H242ZM245 242V241H244ZM259 242V241H258ZM5 243V242H4ZM42 243H43V240H42ZM105 243V242H104ZM115 243V242H114ZM151 243V242H150ZM149 243V244H150ZM176 243H178V242H176ZM199 243V242H198ZM197 243V244H198ZM201 243H203V242H201ZM224 243V242H223ZM223 243L221 244L223 247H224V245H223ZM226 243V242H225ZM246 243V242H245ZM13 244V243H12ZM109 244V243H108ZM148 244V245H149ZM157 244V243H156ZM159 244V243H158ZM158 244H157V247H158ZM164 244V243H163ZM175 244V243H174ZM205 243H203V245H204ZM227 244V243H226ZM228 244H230L229 242H228ZM247 244V243H246ZM264 244V243H263ZM262 244V245H263ZM131 245V244H130ZM144 245H145V243H144ZM143 245V246H144ZM151 245V244H150ZM168 244H166V246H167ZM173 245V244H172ZM177 245V244H176ZM176 245H173V247H175ZM192 245V244H191ZM206 246H207V244H205ZM210 245V244H209ZM214 245V244H213ZM231 245V244H230ZM256 245V244H255ZM258 245V244H257ZM261 245V246H262ZM4 246V245H3ZM2 246V247H3ZM11 246H13V245H11ZM109 246H110V244H109ZM126 246V245H125ZM128 246V245H127ZM137 246V245H136ZM146 246V245H145ZM152 246V245H151ZM178 246V245H177ZM179 246H180V244H179ZM190 246V245H189ZM194 246V245H193ZM196 246V245H195ZM195 246H194V248H195ZM218 246V245H217ZM216 245L214 246V247H217ZM238 246V245H237ZM240 246H241V244H240ZM250 246H252V245H250ZM22 247V246H21ZM20 247V248H21ZM112 247V246H111ZM121 247V246H120ZM161 247V246H160ZM159 247V248H160ZM181 247V246H180ZM187 247H188V245H187ZM186 247V249H188ZM211 247V246H210ZM219 247V246H218ZM218 247L216 248L217 250H218ZM222 247V249H224ZM233 247V246H232ZM258 247V246H257ZM260 247V246H259ZM262 247H264V246H262ZM10 248V247H9ZM155 248V247H154ZM177 248V247H176ZM182 248V247H181ZM193 248V247H192ZM192 248H190V250L192 249ZM228 248V247H227ZM240 248V247H239ZM160 249H162V248H160ZM166 249V248H165ZM171 249H173V248H171ZM178 249H180V248H178ZM185 249V250H186ZM201 249V248H200ZM210 249V248H209ZM238 249V248H237ZM242 249H243V247H242ZM251 249H253V248H251ZM12 250V249H11ZM22 250V249H21ZM21 250H19V251H21ZM28 250V249H27ZM131 250V249H130ZM150 250H151V248H150ZM168 250V249H167ZM184 250V249H183ZM194 251H195V249H193ZM231 250V249H230ZM143 251V250H142ZM144 251H145V248H144ZM156 251V250H155ZM209 251V250H208ZM262 251V250H261ZM9 252V251H8ZM30 252H32V251H30ZM62 252V251H61ZM157 252V251H156ZM185 252V251H184ZM191 252V251H190ZM227 252H229V251H227ZM240 252H241V249H240V251H239V254H240ZM255 252L257 253V251H256V249H255ZM42 253V252H41ZM46 253V252H45ZM140 253H142V252H140ZM145 253V252H144ZM175 253H177V252H175ZM210 253V252H209ZM218 253H220V255H222L221 254V252H220V250H219V252ZM236 253H237V251H236ZM248 253V252H247ZM3 254V253H2ZM14 254V253H13ZM16 254H17V252H16ZM25 254L27 255L28 254V252H25ZM61 254V253H60ZM100 254V253H99ZM133 254V253H132ZM180 254V253H179ZM205 254V253H204ZM212 254V253H211ZM210 254V255H211ZM214 254V253H213ZM215 254H216V252H215ZM214 254V255H215ZM225 254V253H224ZM223 254V255H224ZM231 254H235V253H231ZM230 254V255H231ZM243 254V253H242ZM249 254V253H248ZM247 254V255H248ZM21 255V254H20ZM131 255V254H130ZM155 255H156V253H155ZM160 255V254H159ZM181 255H183L182 253L180 254V256L178 257V258H181V259H183V257H181ZM193 255V254H192ZM191 255V256H192ZM199 255V254H198ZM197 254H195V256H198ZM226 255V254H225ZM254 255V254H253ZM257 255V254H256ZM256 255H254V256H256ZM134 256H135V254H134ZM161 256V255H160ZM159 256V257H160ZM170 256V255H169ZM202 256V255H201ZM207 256V255H206ZM243 256V255H242ZM261 256H264V255H261ZM38 257V256H37ZM36 257V258H37ZM132 257V256H131ZM163 257V256H162ZM161 257V258H162ZM167 257V256H166ZM176 257V256H175ZM190 257V256H189ZM211 257V256H210ZM249 257V256H248ZM259 257V256H258ZM33 258H35V257H33ZM150 258V257H149ZM202 258V257H201ZM207 258V257H206ZM209 258V257H208ZM212 258V257H211ZM211 258H209V259H211ZM216 258V257H215ZM214 258V259H215ZM231 258V257H230ZM238 258V257H237ZM256 258V257H255ZM262 258V257H261ZM27 259V258H26ZM107 259V258H106ZM116 259V258H115ZM136 259V258H135ZM160 259V258H159ZM187 259H189V258H187ZM190 259H193V258H190ZM194 259H195V257H194ZM236 259V258H235ZM234 259V260H235ZM240 259V258H239ZM238 259V260H239ZM243 259V258H242ZM249 259V258H248ZM252 259V258H251ZM257 259V258H256ZM122 260V259H121ZM125 260V259H124ZM153 260V259H152ZM186 260V259H185ZM220 260V259H219ZM224 260V259H223ZM230 260V259H229ZM252 260H254V259H252ZM263 260H264V257H263ZM6 261V260H5ZM29 261V260H28ZM154 261V260H153ZM157 261V260H156ZM159 261V260H158ZM160 261H161V259H160ZM159 261V262H160ZM170 261V260H169ZM206 261H208V260H204V264L206 263ZM214 261V260H213ZM237 261V260H236ZM245 261H246V259H245ZM245 261H243V262H245ZM257 261V260H256ZM95 262V261H94ZM142 262V261H141ZM191 262H193V261H191ZM196 262H198V261H196ZM196 262H194V263H196ZM209 263H210V261H208ZM207 262V263H208ZM219 262V261H218ZM218 262H217V264H218ZM232 262V261H231ZM252 262H254V261H252ZM259 262H261V261H259ZM264 262V261H263ZM5 263V262H4ZM170 263V262H169ZM184 263V262H183ZM187 263V262H186ZM189 263V262H188ZM202 263V262H201ZM215 263H216V260H215ZM214 263V264H215ZM226 263V262H225ZM251 263V262H250ZM255 263V262H254ZM44 264V263H43ZM142 264H143V262H142ZM155 264V263H154ZM167 264V263H166ZM190 264V263H189ZM199 264V263H198ZM223 264H224V262H223ZM235 264V263H234ZM245 264V263H244ZM249 264V263H248Z\"/></svg>", "mask_w": 264, "mask_h": 264}]
</instances>
